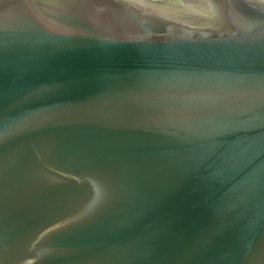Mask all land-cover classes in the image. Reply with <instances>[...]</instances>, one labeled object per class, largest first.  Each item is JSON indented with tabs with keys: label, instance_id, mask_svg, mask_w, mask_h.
I'll return each instance as SVG.
<instances>
[{
	"label": "water",
	"instance_id": "water-1",
	"mask_svg": "<svg viewBox=\"0 0 264 264\" xmlns=\"http://www.w3.org/2000/svg\"><path fill=\"white\" fill-rule=\"evenodd\" d=\"M0 264H264V0H0Z\"/></svg>",
	"mask_w": 264,
	"mask_h": 264
}]
</instances>
